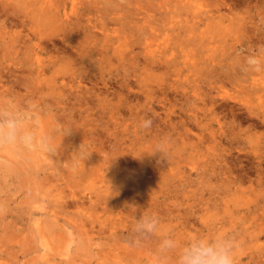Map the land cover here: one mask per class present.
Instances as JSON below:
<instances>
[{
	"label": "rangeland",
	"instance_id": "1",
	"mask_svg": "<svg viewBox=\"0 0 264 264\" xmlns=\"http://www.w3.org/2000/svg\"><path fill=\"white\" fill-rule=\"evenodd\" d=\"M35 1L0 0V97L50 106L42 126L72 131L51 158L0 154V264H157L163 234L183 244L213 231L237 235L236 264H264V72L241 71L264 47V0H68L69 22L39 37L10 27ZM23 62L42 64L43 93L15 72ZM161 138L167 162L137 159ZM119 183L130 201L117 209ZM144 213L160 231L130 247Z\"/></svg>",
	"mask_w": 264,
	"mask_h": 264
},
{
	"label": "clouds",
	"instance_id": "2",
	"mask_svg": "<svg viewBox=\"0 0 264 264\" xmlns=\"http://www.w3.org/2000/svg\"><path fill=\"white\" fill-rule=\"evenodd\" d=\"M241 71L248 73L264 72V47L256 54L244 57ZM50 106L34 100H18L14 96L0 97V154L12 153L28 159L36 154L51 158L56 152L57 136L71 134L59 120L52 119ZM153 120L142 119L139 127L148 130ZM169 140L161 138L153 147L151 154L167 162ZM81 147V145H80ZM79 147V148H80ZM84 153H82V156ZM89 158V157H88ZM0 160V163H3ZM160 220L155 214L144 213L134 218V224L127 241L130 247H140L160 231ZM240 246L236 234L213 231L202 236H195L181 244L168 234H163L155 248L157 264H236V252Z\"/></svg>",
	"mask_w": 264,
	"mask_h": 264
},
{
	"label": "bare ground",
	"instance_id": "3",
	"mask_svg": "<svg viewBox=\"0 0 264 264\" xmlns=\"http://www.w3.org/2000/svg\"><path fill=\"white\" fill-rule=\"evenodd\" d=\"M67 7H68V0H38V1L36 0L30 6V10H32V11H30L28 13L29 16L26 15L24 18H22V16H21L20 19L16 23H11L10 27L21 26L22 28H25V29L29 28L30 30L33 31L35 37L36 36L39 37V33H44L40 30V26H43L46 28H51L53 26H56V24H59L60 22H62V24L69 22L70 15H69V12L67 11ZM1 10L6 15L5 21H14V18L12 16L13 14L9 11V9L7 7L4 6ZM75 10H76V5H74V7H73V11H75ZM243 20L246 21L247 18L245 17V19H243ZM37 24H38V26H34ZM64 29H65L64 31H66L64 33H76L77 31H79L76 28L71 30V29H68L65 27ZM20 33H23V32H20ZM40 47H41V45H38V47L35 50L38 51V49ZM0 65L3 66V68L0 66V80H2L3 77L5 76V69L7 68L5 66L4 58L0 60ZM40 67H42V64H39L37 66V68L34 69L33 65L32 66L27 65L26 63L23 62L18 67V69L15 71L16 73H17V71L24 73L27 70V71H29V74L32 75V76H30L31 81H32V85L29 86V88H28V90H30L28 92H30L31 95H33V94L35 95L37 93H43L41 90L42 87H40L41 85H39L41 83V80H42V78H41L42 71L40 70ZM15 75H16V84L17 85L23 84V86H26V83L29 84L25 80L26 78L22 77L19 74H15ZM2 95L5 96L6 94H2ZM99 164L100 163H98L96 165L95 161L93 160V166H95V167L97 166V168H99V170L104 169ZM31 167H33L34 170L37 169L38 163L35 162L34 164L31 165ZM139 167L144 169L147 172L150 170L149 167H146L143 165H139ZM89 169H90V164H87L85 167H81L79 172L81 174H87L88 175L90 172ZM9 170L10 169H7L6 171H9ZM93 172H96V170H94ZM128 175H129V173H128ZM144 175H145V173H143V176ZM105 178H106V176H102V177H100L99 180L104 181ZM150 182L151 181L148 179V180H146V182L144 184L142 183V189L144 191H148ZM118 185H119V188L118 187H115V188H117L119 190V192H120L119 196L121 198H119V199L114 198V200L116 202H114V200L111 202V204H113V205L115 203V205L117 206V209L119 207H122V205H127V202L130 201V200L126 201V200L122 199V197L124 198V196H122L121 193H123V191L126 189H125V187L122 188V183H119ZM131 185H132V181L129 182V186H131ZM133 185H134V182H133ZM123 194L126 195V192ZM129 196H132L130 199H133L134 194L129 195ZM75 204L79 205V203H75ZM108 206H110V204ZM116 206H115V209H116ZM46 211H48V210H46ZM117 211H120V209ZM56 212L57 211L55 209H53V216H54V218L52 219L53 222H57V220H58V215ZM74 230L81 231L77 228H75ZM72 233H75V232L73 231Z\"/></svg>",
	"mask_w": 264,
	"mask_h": 264
}]
</instances>
